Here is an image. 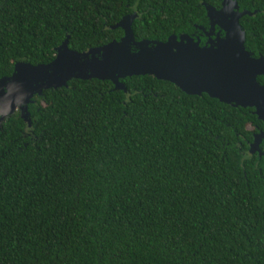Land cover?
I'll use <instances>...</instances> for the list:
<instances>
[{
  "label": "trees",
  "instance_id": "16d2710c",
  "mask_svg": "<svg viewBox=\"0 0 264 264\" xmlns=\"http://www.w3.org/2000/svg\"><path fill=\"white\" fill-rule=\"evenodd\" d=\"M264 57V0H234ZM222 0H0V78L118 40L199 45ZM217 29V27H215ZM220 34L222 32L220 31ZM256 80L264 85V77ZM74 78L0 121V264H264V130L253 107L150 74Z\"/></svg>",
  "mask_w": 264,
  "mask_h": 264
},
{
  "label": "water",
  "instance_id": "95a60500",
  "mask_svg": "<svg viewBox=\"0 0 264 264\" xmlns=\"http://www.w3.org/2000/svg\"><path fill=\"white\" fill-rule=\"evenodd\" d=\"M227 1L232 2L222 0L219 9L206 6L209 28L204 31L203 45L185 34L170 35L164 41H135L130 29L133 15H126L115 25L123 30L118 40L80 52L68 49L62 42L56 47L54 58L46 64L15 62L11 74L0 78L15 76V85L6 90L9 97H4L5 90L0 86V121L15 109L28 120L26 104L31 95L39 94L43 88L65 85L71 77L109 79L115 87H122L118 79L123 76L150 74L172 82L189 94L205 92L224 103L253 107L264 125V85L256 80L257 75L264 77V57H252L244 49L243 30L237 22L244 11H237L234 0L232 7ZM223 15L225 19H221ZM233 24L240 29L241 49L236 43L237 30ZM262 138L264 130L256 132L250 150L261 153L258 143Z\"/></svg>",
  "mask_w": 264,
  "mask_h": 264
},
{
  "label": "rangeland",
  "instance_id": "374dc122",
  "mask_svg": "<svg viewBox=\"0 0 264 264\" xmlns=\"http://www.w3.org/2000/svg\"><path fill=\"white\" fill-rule=\"evenodd\" d=\"M232 4H233V0H232V2H231ZM231 3L229 2V1H227L226 2V4L227 5H229L230 7H232L231 6ZM234 5V4H233ZM223 9H224V7H223ZM233 10V9H232ZM230 13V12H229ZM212 15H214V14H212ZM221 19H225V15H223V16H221ZM216 25V24H215ZM234 26H235V29L237 30V40H236V43H237V46L238 47H240V49H241V39H240V29H239V27L236 25V24H233ZM216 30V29H215ZM127 31H128V28H127ZM129 32V31H128ZM215 42V41H214ZM215 43H217V42H215ZM246 61H248V59H247V57H245L244 58ZM26 70V69H25ZM21 71V69H19L18 71H17V73H19ZM63 76L61 75L60 76V78H62ZM4 82H6L7 83V85H3V83ZM59 84H60V82H59ZM13 85H15V76L13 77V76H11V77H8V78H5V79H3V80H0V86H2L3 88H4V90H5V92H4V97H9V93H7L6 92V90H7V88H10L11 86H13ZM12 88V87H11Z\"/></svg>",
  "mask_w": 264,
  "mask_h": 264
}]
</instances>
